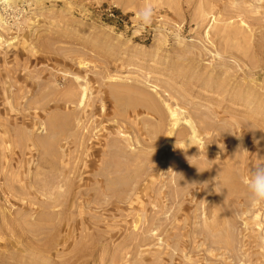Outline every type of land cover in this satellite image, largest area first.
<instances>
[{"label": "rangeland", "instance_id": "374dc122", "mask_svg": "<svg viewBox=\"0 0 264 264\" xmlns=\"http://www.w3.org/2000/svg\"><path fill=\"white\" fill-rule=\"evenodd\" d=\"M23 4L0 24V264H264V0Z\"/></svg>", "mask_w": 264, "mask_h": 264}, {"label": "clouds", "instance_id": "9594fccd", "mask_svg": "<svg viewBox=\"0 0 264 264\" xmlns=\"http://www.w3.org/2000/svg\"><path fill=\"white\" fill-rule=\"evenodd\" d=\"M137 15L143 24L150 25L152 22L153 9L151 7H146ZM247 188L250 193L249 199L251 203H264V165H259L251 169L247 180Z\"/></svg>", "mask_w": 264, "mask_h": 264}, {"label": "built area", "instance_id": "2783aa9c", "mask_svg": "<svg viewBox=\"0 0 264 264\" xmlns=\"http://www.w3.org/2000/svg\"><path fill=\"white\" fill-rule=\"evenodd\" d=\"M26 5L23 0H0V24L13 26L17 24L24 12ZM111 15L114 12L110 10Z\"/></svg>", "mask_w": 264, "mask_h": 264}, {"label": "bare ground", "instance_id": "6f19581e", "mask_svg": "<svg viewBox=\"0 0 264 264\" xmlns=\"http://www.w3.org/2000/svg\"><path fill=\"white\" fill-rule=\"evenodd\" d=\"M84 89V88H83ZM172 116H175V113H171ZM178 120H175V123ZM185 122L189 125V127H187V131H185V133L189 134V138L190 139H194L197 137L198 135V131H197V127L196 125L193 124V122L190 119H186ZM190 141V140H189Z\"/></svg>", "mask_w": 264, "mask_h": 264}]
</instances>
